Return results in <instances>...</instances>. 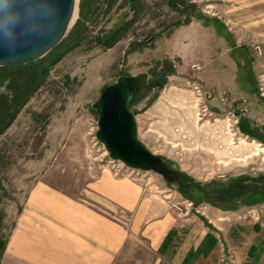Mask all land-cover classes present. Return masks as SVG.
I'll list each match as a JSON object with an SVG mask.
<instances>
[{"label":"rangeland","instance_id":"rangeland-1","mask_svg":"<svg viewBox=\"0 0 264 264\" xmlns=\"http://www.w3.org/2000/svg\"><path fill=\"white\" fill-rule=\"evenodd\" d=\"M76 8L42 58L0 67L20 87L0 115V264H29L13 254V235L59 207L33 196L45 189L80 201L105 170L145 182L195 222L220 226L216 216L229 210L264 221V0H77ZM200 24L203 44L177 53L171 38ZM126 74L141 80L130 108L138 138L179 174L173 181L116 161L96 137L101 90ZM148 253L131 236L115 264Z\"/></svg>","mask_w":264,"mask_h":264},{"label":"crops","instance_id":"crops-1","mask_svg":"<svg viewBox=\"0 0 264 264\" xmlns=\"http://www.w3.org/2000/svg\"><path fill=\"white\" fill-rule=\"evenodd\" d=\"M206 28L200 24L194 30L177 31L171 38L177 53L187 55L189 48L203 44L205 38L198 34ZM224 34L217 39L228 41ZM227 80L235 85L237 79ZM153 191L145 182L117 178L106 170L80 201L44 194L42 189L33 198L59 207L51 208L49 219L39 220L47 217L39 215L22 223V231L12 237L13 254L29 264H115L132 236L145 241L149 252L148 258H133V264H264V221L240 216V210H219L222 217H216L222 224L208 226L189 218L188 212L180 213ZM227 214L236 218L230 220ZM221 258L227 260L222 263Z\"/></svg>","mask_w":264,"mask_h":264},{"label":"water","instance_id":"water-1","mask_svg":"<svg viewBox=\"0 0 264 264\" xmlns=\"http://www.w3.org/2000/svg\"><path fill=\"white\" fill-rule=\"evenodd\" d=\"M76 5V0H0V67L36 62L57 46ZM140 82L139 77L126 74L104 86L94 105L100 113L96 137L116 161L173 181L175 171L138 138L136 116L130 108Z\"/></svg>","mask_w":264,"mask_h":264},{"label":"flooded vegetation","instance_id":"flooded-vegetation-1","mask_svg":"<svg viewBox=\"0 0 264 264\" xmlns=\"http://www.w3.org/2000/svg\"><path fill=\"white\" fill-rule=\"evenodd\" d=\"M16 77L13 73L0 71V115L5 113L17 100ZM1 117V116H0ZM178 178L179 174L175 173ZM264 180V176L261 177ZM179 183V182H178Z\"/></svg>","mask_w":264,"mask_h":264},{"label":"trees","instance_id":"trees-1","mask_svg":"<svg viewBox=\"0 0 264 264\" xmlns=\"http://www.w3.org/2000/svg\"><path fill=\"white\" fill-rule=\"evenodd\" d=\"M187 7H188V6H187ZM126 33H127V30H126V29H124V30L121 31V32L114 33L113 36L118 35V36H116V40H115V42H114V41H113V42L110 41V42H108L109 44H107V45H108V46H114L116 43H118V42L121 40V38L125 37ZM106 41H107V40H106ZM2 249H4V245H3V247H1L0 251H1ZM0 257H1V253H0Z\"/></svg>","mask_w":264,"mask_h":264},{"label":"bare ground","instance_id":"bare-ground-1","mask_svg":"<svg viewBox=\"0 0 264 264\" xmlns=\"http://www.w3.org/2000/svg\"><path fill=\"white\" fill-rule=\"evenodd\" d=\"M76 2H77V0H76ZM76 7H77V5L75 6V10H74V14H75V15H77V14H76V10H77V8H76ZM75 15H74V18H76V16H75ZM74 18H73V20H72V21H74Z\"/></svg>","mask_w":264,"mask_h":264}]
</instances>
